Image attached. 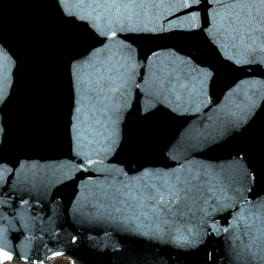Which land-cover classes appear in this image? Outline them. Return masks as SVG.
Here are the masks:
<instances>
[{
	"label": "water",
	"instance_id": "1",
	"mask_svg": "<svg viewBox=\"0 0 264 264\" xmlns=\"http://www.w3.org/2000/svg\"><path fill=\"white\" fill-rule=\"evenodd\" d=\"M196 7L200 28L177 27L191 11L180 10L149 25L171 20V28L118 34L102 48L103 38L62 15L56 0H0V46L13 61L0 102V246L12 259L0 263L264 264V65L222 58L201 31L204 0ZM125 37L135 68L125 97L113 101L121 105L117 143L78 170L72 126L81 104L70 68L92 49L101 61L120 59ZM197 62L211 72L202 88L190 71ZM87 95L91 117L95 93ZM144 170L198 177L169 200L171 213L160 206L162 233L151 199L149 219L97 213L117 189L138 196L144 184L159 185Z\"/></svg>",
	"mask_w": 264,
	"mask_h": 264
},
{
	"label": "snow or ice",
	"instance_id": "2",
	"mask_svg": "<svg viewBox=\"0 0 264 264\" xmlns=\"http://www.w3.org/2000/svg\"><path fill=\"white\" fill-rule=\"evenodd\" d=\"M56 4L66 18L83 23L93 35L102 37V48L109 42L115 45L118 34L155 32L165 27L171 28V20L167 25H149L180 10L191 9L185 12L184 17H176L177 20H183L177 27L189 30L200 28L199 9L196 6L201 4V0H166L165 3H159L157 0H56ZM204 4L207 24L201 31L217 53L234 66L264 65V0H204ZM129 43L128 37L120 41V59L110 57L101 61L98 58L99 50L92 49L70 68L74 93L80 92L79 101L74 103L81 104L80 107L74 108L75 123L72 126L75 133L73 151L82 159L78 170H88L101 163V160L94 158V154L103 152L107 155L117 143L116 124L121 105L113 101L125 97L132 81L131 73L135 64L131 47H125ZM194 60V57H189L182 63L192 64ZM12 64L11 56L0 46V102L5 98L10 84ZM190 71L198 73L201 88L211 77V72L202 69L198 62ZM160 87L163 88V81ZM169 91H175L174 86L170 87ZM88 93H95V102L88 107V111L92 113L91 117L85 111L84 105L85 100H93ZM176 98L179 99V95ZM253 106L255 101L252 99L244 105L249 109ZM96 112H99L100 116L95 115ZM141 175L145 180L149 176L158 178L160 183L144 184L138 196L133 195L131 187L128 191L117 189L107 200V206L105 203L99 205L97 213L110 219L135 221L141 216L149 219V213L143 209L146 207L145 201L151 199L155 201L151 209L155 216V231L162 233L163 228L160 225H167L168 220L161 218L160 206L163 205L171 213L169 200L176 199L182 190L181 185L191 191V187L187 186L191 184V180L198 177H185L182 180L179 175L170 177L168 173L153 174L148 170H144ZM2 176L3 172L0 171V177ZM258 238L260 237L251 239L247 247L251 248ZM184 239L187 240V237ZM0 257L12 259L8 252L3 251L2 246Z\"/></svg>",
	"mask_w": 264,
	"mask_h": 264
},
{
	"label": "rangeland",
	"instance_id": "3",
	"mask_svg": "<svg viewBox=\"0 0 264 264\" xmlns=\"http://www.w3.org/2000/svg\"><path fill=\"white\" fill-rule=\"evenodd\" d=\"M53 263L51 264H71L70 262L68 263V260L67 259H55L54 261H52Z\"/></svg>",
	"mask_w": 264,
	"mask_h": 264
},
{
	"label": "bare ground",
	"instance_id": "4",
	"mask_svg": "<svg viewBox=\"0 0 264 264\" xmlns=\"http://www.w3.org/2000/svg\"><path fill=\"white\" fill-rule=\"evenodd\" d=\"M0 264H13L12 262H4V263H0Z\"/></svg>",
	"mask_w": 264,
	"mask_h": 264
}]
</instances>
